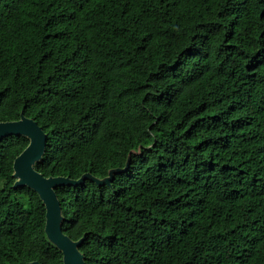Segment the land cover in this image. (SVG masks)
<instances>
[{
    "label": "trees",
    "instance_id": "trees-1",
    "mask_svg": "<svg viewBox=\"0 0 264 264\" xmlns=\"http://www.w3.org/2000/svg\"><path fill=\"white\" fill-rule=\"evenodd\" d=\"M22 117L38 172L91 175L53 186L87 264H264V0H0V123ZM30 141L0 138V264H65L16 176Z\"/></svg>",
    "mask_w": 264,
    "mask_h": 264
},
{
    "label": "water",
    "instance_id": "water-1",
    "mask_svg": "<svg viewBox=\"0 0 264 264\" xmlns=\"http://www.w3.org/2000/svg\"><path fill=\"white\" fill-rule=\"evenodd\" d=\"M27 133L31 137L28 147L15 160L16 176L21 180L19 184H26L30 181L35 182L43 192L47 213H46V229L54 242L61 248L65 264H87L84 257L80 253L77 246L63 232L59 220L57 218V210L59 211L56 193L53 186L63 183H81L86 177H91L90 174H84L77 182H73L68 178L55 177L47 178L38 172L32 165L33 158L39 153L46 142V132L33 119L22 117L17 121H8L0 123V138L10 135ZM120 169H115L112 172H121ZM110 172V173H112ZM96 180V178L93 177ZM101 181L100 183L109 182ZM27 264H40L38 261H33Z\"/></svg>",
    "mask_w": 264,
    "mask_h": 264
},
{
    "label": "rangeland",
    "instance_id": "rangeland-1",
    "mask_svg": "<svg viewBox=\"0 0 264 264\" xmlns=\"http://www.w3.org/2000/svg\"><path fill=\"white\" fill-rule=\"evenodd\" d=\"M57 218H58V220H60V214H59V211L57 210ZM67 264H72V263H67Z\"/></svg>",
    "mask_w": 264,
    "mask_h": 264
}]
</instances>
